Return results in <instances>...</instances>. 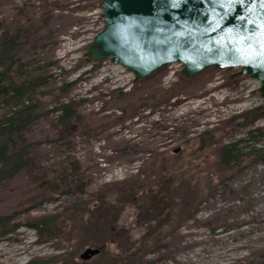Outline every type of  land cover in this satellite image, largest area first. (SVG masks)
Listing matches in <instances>:
<instances>
[{"label": "rangeland", "instance_id": "1", "mask_svg": "<svg viewBox=\"0 0 264 264\" xmlns=\"http://www.w3.org/2000/svg\"><path fill=\"white\" fill-rule=\"evenodd\" d=\"M24 1L0 0V20ZM102 1L32 4L31 12L53 10L55 19L48 28L34 24L24 58L48 64L43 91L68 90L64 101L74 102L79 120L64 130L49 96L48 115L16 141L29 155L0 187L9 230L0 237V264L264 263V165L248 148L259 147L253 132L264 134L259 82L240 68L187 79L174 64L136 80L109 60L90 63L84 49L103 28ZM161 93L169 100L157 105ZM241 141V162L220 166L217 149ZM161 152L163 165L152 160ZM66 177L68 191L48 189ZM134 184L143 190L136 198ZM44 217L45 235L29 228ZM18 248L26 249L6 262Z\"/></svg>", "mask_w": 264, "mask_h": 264}, {"label": "water", "instance_id": "2", "mask_svg": "<svg viewBox=\"0 0 264 264\" xmlns=\"http://www.w3.org/2000/svg\"><path fill=\"white\" fill-rule=\"evenodd\" d=\"M98 7L103 28L84 49L90 63L109 60L136 80L174 64L187 79L240 68L264 98V0H103Z\"/></svg>", "mask_w": 264, "mask_h": 264}, {"label": "trees", "instance_id": "3", "mask_svg": "<svg viewBox=\"0 0 264 264\" xmlns=\"http://www.w3.org/2000/svg\"><path fill=\"white\" fill-rule=\"evenodd\" d=\"M34 2L36 0H25L20 6H14L10 10L13 15L8 17V20H0V108L5 110L0 117V187L26 167L29 145L21 142V147H17L15 144L16 141L22 139L27 129L48 115V111L45 110L47 104L42 102L46 97L51 96V99H56L54 102L60 104L57 112H59V123L64 127V130L73 120H79L74 102L64 101L68 90L59 87L51 92L43 91L50 86L49 77H43L41 74L46 70L48 64L36 67L34 64L29 65L31 62H27L25 60L27 58H24V49L29 44L31 36L34 35V28H32L34 24L43 21L44 28H48L49 26L46 24L51 25L53 18V10L47 11L46 14L42 10L31 12ZM38 2L48 4L52 0H38ZM168 100L169 98L161 93L156 97V104H163ZM253 134L257 138H254V143L259 144V147L248 146L249 154L257 155L258 163L264 165V134L260 133V130ZM243 143L245 142L221 145L216 152L219 165L229 167L234 162H241L237 159L243 156L241 153ZM166 158L165 153L161 152L154 155L152 160L156 164L163 165ZM169 175L172 176V172ZM42 180L46 181L44 178ZM70 183L72 181L68 177L64 180L61 178L59 183L54 182L53 186L48 189L66 192ZM141 189L139 184H134L130 189L134 192L133 198L143 192ZM78 191L82 192V190ZM101 204L100 208L106 206L105 203ZM50 221L51 219L44 217L30 225L29 228L45 235L46 227L48 228L51 224ZM6 223V218L0 217V237L9 233ZM15 228L16 226L12 227V229ZM122 262L124 261H118L116 264H122Z\"/></svg>", "mask_w": 264, "mask_h": 264}, {"label": "bare ground", "instance_id": "4", "mask_svg": "<svg viewBox=\"0 0 264 264\" xmlns=\"http://www.w3.org/2000/svg\"><path fill=\"white\" fill-rule=\"evenodd\" d=\"M263 174H264V169H263ZM26 248H18V249H14V250H12L11 251V255L10 256H8V257H5L4 258V260L6 261V262H10L12 259H15V257L17 256H19V255H21L22 254V251L23 250H25ZM0 252H3V249H0Z\"/></svg>", "mask_w": 264, "mask_h": 264}]
</instances>
